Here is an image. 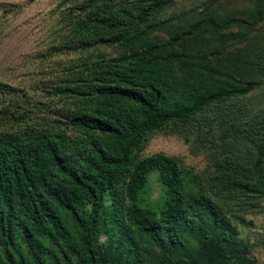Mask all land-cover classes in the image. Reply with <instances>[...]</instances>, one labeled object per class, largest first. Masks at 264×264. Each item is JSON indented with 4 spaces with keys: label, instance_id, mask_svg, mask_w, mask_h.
I'll list each match as a JSON object with an SVG mask.
<instances>
[{
    "label": "trees",
    "instance_id": "obj_1",
    "mask_svg": "<svg viewBox=\"0 0 264 264\" xmlns=\"http://www.w3.org/2000/svg\"><path fill=\"white\" fill-rule=\"evenodd\" d=\"M113 1L62 3L47 56L74 57L40 82L47 101L38 102L52 104L41 103L45 111L30 106L33 96L1 87L0 264H256L212 197L189 189L177 160L140 154L147 135L246 97L264 81L238 86L223 61L165 50L178 40H147L163 4L138 14L130 0L118 9ZM263 17L264 10L257 21ZM245 24L204 19L182 38ZM117 47L127 48L105 52ZM262 142L255 185L240 184L252 197L264 196ZM154 172L166 193L160 211L141 204Z\"/></svg>",
    "mask_w": 264,
    "mask_h": 264
},
{
    "label": "rangeland",
    "instance_id": "obj_2",
    "mask_svg": "<svg viewBox=\"0 0 264 264\" xmlns=\"http://www.w3.org/2000/svg\"><path fill=\"white\" fill-rule=\"evenodd\" d=\"M70 0H0V95L2 88L20 90L33 96L30 104L44 110L38 102L47 101L42 81L60 71V62L71 55L47 56L57 36L58 16L63 2ZM84 0H73L75 5ZM116 9L123 0H114ZM140 14L144 8L162 5L149 21L147 40L166 45L178 40L175 48H166L190 57L206 56L232 69L234 84L264 81V0H130ZM70 6V5H69ZM225 22L241 19L222 34L203 27L192 36H182L198 21ZM127 47L106 48L109 57L119 56ZM171 69L182 77L176 62ZM53 74V75H52ZM9 87V88H8ZM239 109L238 117L229 111ZM35 111L36 114L41 112ZM264 138V85L246 97L216 103L187 124L167 126L146 136L142 157L163 153L177 160L190 190L208 193L235 227L237 237L249 249L256 264H264V196L252 197L240 184L255 185L258 146ZM244 165V170L236 167ZM264 168V167H263ZM166 198L165 187L154 172L142 193L141 204L160 211ZM228 264H241L237 261Z\"/></svg>",
    "mask_w": 264,
    "mask_h": 264
}]
</instances>
